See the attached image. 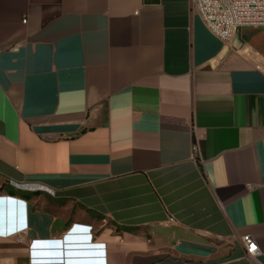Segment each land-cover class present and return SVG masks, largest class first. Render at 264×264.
I'll use <instances>...</instances> for the list:
<instances>
[{
    "label": "crops",
    "instance_id": "obj_1",
    "mask_svg": "<svg viewBox=\"0 0 264 264\" xmlns=\"http://www.w3.org/2000/svg\"><path fill=\"white\" fill-rule=\"evenodd\" d=\"M0 264H264V27L0 0Z\"/></svg>",
    "mask_w": 264,
    "mask_h": 264
},
{
    "label": "built area",
    "instance_id": "obj_2",
    "mask_svg": "<svg viewBox=\"0 0 264 264\" xmlns=\"http://www.w3.org/2000/svg\"><path fill=\"white\" fill-rule=\"evenodd\" d=\"M191 10L224 42L230 41L240 28L264 27V0H191ZM242 242L248 256L258 253L251 235L242 236Z\"/></svg>",
    "mask_w": 264,
    "mask_h": 264
},
{
    "label": "trees",
    "instance_id": "obj_3",
    "mask_svg": "<svg viewBox=\"0 0 264 264\" xmlns=\"http://www.w3.org/2000/svg\"><path fill=\"white\" fill-rule=\"evenodd\" d=\"M3 187H1L2 189ZM7 191L10 193V194H14V193H17V190H15L14 188H8Z\"/></svg>",
    "mask_w": 264,
    "mask_h": 264
}]
</instances>
